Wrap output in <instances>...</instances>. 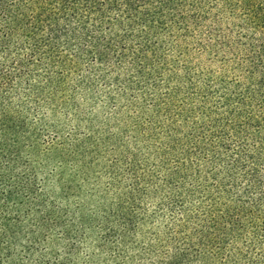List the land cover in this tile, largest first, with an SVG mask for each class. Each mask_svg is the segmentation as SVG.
<instances>
[{
    "label": "trees",
    "instance_id": "trees-1",
    "mask_svg": "<svg viewBox=\"0 0 264 264\" xmlns=\"http://www.w3.org/2000/svg\"><path fill=\"white\" fill-rule=\"evenodd\" d=\"M95 97L104 144L154 137L163 176L135 178L94 225L60 219L45 187L80 188L89 134L43 152L38 126L91 128ZM157 191L162 240L133 205ZM0 264H264V0H0Z\"/></svg>",
    "mask_w": 264,
    "mask_h": 264
},
{
    "label": "rangeland",
    "instance_id": "rangeland-1",
    "mask_svg": "<svg viewBox=\"0 0 264 264\" xmlns=\"http://www.w3.org/2000/svg\"><path fill=\"white\" fill-rule=\"evenodd\" d=\"M96 107L92 108L90 105L85 106L84 117H96L97 123L93 122L91 128L88 129V126H76V123L71 120V114L65 117L62 114H59L57 119H59L60 126L56 124L52 128L48 124H52L50 120L44 121L41 126H38L40 131L42 130V139L44 138L46 142L41 143V151H46L56 144H62L64 141L68 140H77L82 141L85 138V135L89 134L91 138V146L88 149H92L90 158L82 157L78 158V164L84 166L86 169L83 170L86 174L85 176L78 175L79 179L77 182L80 184L78 190L68 189L66 190V197L61 198L59 191L55 188L53 184H47L46 187V197L48 201V206L51 208H56L55 213L59 217H62L66 213L65 218H60L64 221L78 222L80 215H83L84 218H98L99 211L101 207L112 208L116 205L117 198L120 194H124L126 188L130 187L135 178H140L144 172H149V174L157 177L156 179H162L163 174L156 168V163L152 160H146L148 154L145 151V146L150 147V154L152 153V139L154 137L148 138L144 135L142 139H145L146 142L134 141L133 138L130 140L133 144H126L127 139L122 140L118 139V146L115 150H111L110 145L104 144V139L107 138L108 128L112 126L111 120H109L108 112L103 104L102 99L99 97L94 98ZM46 119H48V113L45 114ZM157 123L159 121H156ZM147 126L149 134H154L155 137H162L163 127L161 123ZM51 131L56 133L52 134ZM157 135V136H156ZM147 139V140H146ZM141 140V139H140ZM87 149V150H88ZM122 150L127 152L136 153L137 167L133 170V167H129L126 164H121ZM122 153V154H121ZM170 161L178 162L177 159L168 157ZM140 164H145L144 168H141ZM82 170L80 167L73 166L70 164L69 170L67 173L71 179L74 178V174L77 175L78 172ZM143 171V172H142ZM66 173V174H67ZM130 173V176H129ZM41 177V176H39ZM65 177V176H64ZM42 179V178H39ZM150 186L146 187L151 191ZM164 198H166L165 193L162 191H157L155 194H148L147 198L144 200L136 199L134 209L135 215L138 220L145 219V224L142 226L143 231H153L156 233L158 239H163L165 221H167L168 214L164 212H159L161 208L165 206ZM53 206V207H52ZM93 220L95 225L96 221ZM94 241V239H93ZM94 246L95 242L84 241L82 245L79 246L78 251H95ZM15 250V251H19ZM59 251H62L61 249Z\"/></svg>",
    "mask_w": 264,
    "mask_h": 264
}]
</instances>
